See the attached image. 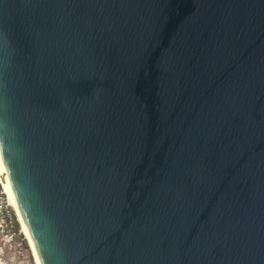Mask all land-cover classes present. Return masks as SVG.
<instances>
[{
    "label": "water",
    "instance_id": "water-1",
    "mask_svg": "<svg viewBox=\"0 0 264 264\" xmlns=\"http://www.w3.org/2000/svg\"><path fill=\"white\" fill-rule=\"evenodd\" d=\"M0 159L40 264H264V0H0Z\"/></svg>",
    "mask_w": 264,
    "mask_h": 264
},
{
    "label": "rangeland",
    "instance_id": "rangeland-1",
    "mask_svg": "<svg viewBox=\"0 0 264 264\" xmlns=\"http://www.w3.org/2000/svg\"><path fill=\"white\" fill-rule=\"evenodd\" d=\"M6 209L13 214L17 223V231L14 232L11 221L8 223L7 228L4 229V232L0 233V264H35L30 246L21 233L20 225L13 209L10 206H6Z\"/></svg>",
    "mask_w": 264,
    "mask_h": 264
},
{
    "label": "bare ground",
    "instance_id": "bare-ground-1",
    "mask_svg": "<svg viewBox=\"0 0 264 264\" xmlns=\"http://www.w3.org/2000/svg\"><path fill=\"white\" fill-rule=\"evenodd\" d=\"M0 184H1V187H2V189L4 191V193L8 197L9 206L13 209V211H14V213L16 215L17 221H18V223L20 225L21 233L23 234V236L25 237V239L27 240V242H28V244L30 246V249H31V252H32V255H33V258H34V262H35V264H40L36 254H35V251H34V248L32 246V243L30 241L27 229H26V227L24 225V222H23V220L21 218V215H20V212L18 210L17 203L15 201V198H14V195H13V191H12V189L10 187V184H9L5 169H4L3 165H2L1 159H0Z\"/></svg>",
    "mask_w": 264,
    "mask_h": 264
},
{
    "label": "built area",
    "instance_id": "built-area-1",
    "mask_svg": "<svg viewBox=\"0 0 264 264\" xmlns=\"http://www.w3.org/2000/svg\"><path fill=\"white\" fill-rule=\"evenodd\" d=\"M5 196L6 195L4 194V191L0 184V233H3L4 229L8 226V223L12 221L11 212L9 210L7 211L6 209V206H9V204L7 197Z\"/></svg>",
    "mask_w": 264,
    "mask_h": 264
},
{
    "label": "trees",
    "instance_id": "trees-1",
    "mask_svg": "<svg viewBox=\"0 0 264 264\" xmlns=\"http://www.w3.org/2000/svg\"><path fill=\"white\" fill-rule=\"evenodd\" d=\"M11 218H12L13 230L15 232V231H17V223L15 222V218L13 217L12 213H11Z\"/></svg>",
    "mask_w": 264,
    "mask_h": 264
}]
</instances>
